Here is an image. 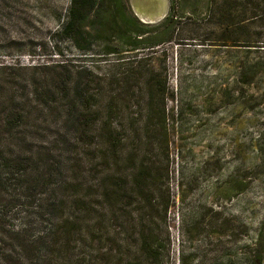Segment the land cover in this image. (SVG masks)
I'll return each instance as SVG.
<instances>
[{
	"label": "rangeland",
	"instance_id": "374dc122",
	"mask_svg": "<svg viewBox=\"0 0 264 264\" xmlns=\"http://www.w3.org/2000/svg\"><path fill=\"white\" fill-rule=\"evenodd\" d=\"M165 2L166 16L141 34L159 44L121 45L117 25L116 52H106L93 36L83 51L61 35L71 0H0V101L25 102L33 148L89 178L97 231L88 252L101 235L109 264H264V33L218 26L205 0H177L162 26Z\"/></svg>",
	"mask_w": 264,
	"mask_h": 264
},
{
	"label": "trees",
	"instance_id": "16d2710c",
	"mask_svg": "<svg viewBox=\"0 0 264 264\" xmlns=\"http://www.w3.org/2000/svg\"><path fill=\"white\" fill-rule=\"evenodd\" d=\"M205 2L209 17H214L218 26L230 30L256 26L264 33V0ZM177 3L172 0L171 13L162 26H170L171 19L179 13ZM117 25L121 29V45L144 49L148 41L149 47L159 44L141 37L148 24L134 15L128 0H71L61 35L83 51L91 50L92 42L86 47L82 42L88 41L87 36H93L105 45L106 52H116V47L108 41ZM78 88L74 84L71 104L74 112L83 115L79 110L89 107ZM10 108L12 115L2 116ZM26 108L25 102H17L13 97L0 101V264H109L106 253L101 252L103 236L98 237L96 252L87 250L94 247L93 233L97 231L89 178L82 173L69 176L65 163L52 161L44 147L33 148L35 144L28 142L24 124L28 119ZM93 109L90 112L99 119L101 108L94 106ZM94 134L98 139L97 166L104 169L108 155L106 130L100 126ZM118 160L115 152L116 166H119ZM116 177L119 179L120 175ZM119 182L115 184L117 194L123 189ZM100 186L104 187V182ZM106 195L104 187L98 204L101 210L105 207ZM98 223L101 232L103 215Z\"/></svg>",
	"mask_w": 264,
	"mask_h": 264
},
{
	"label": "water",
	"instance_id": "95a60500",
	"mask_svg": "<svg viewBox=\"0 0 264 264\" xmlns=\"http://www.w3.org/2000/svg\"><path fill=\"white\" fill-rule=\"evenodd\" d=\"M132 11L136 17L146 23H155L166 16V9L164 7L160 9H154L149 7V0H129Z\"/></svg>",
	"mask_w": 264,
	"mask_h": 264
},
{
	"label": "bare ground",
	"instance_id": "6f19581e",
	"mask_svg": "<svg viewBox=\"0 0 264 264\" xmlns=\"http://www.w3.org/2000/svg\"><path fill=\"white\" fill-rule=\"evenodd\" d=\"M148 5L154 9L167 8L165 0H149Z\"/></svg>",
	"mask_w": 264,
	"mask_h": 264
}]
</instances>
